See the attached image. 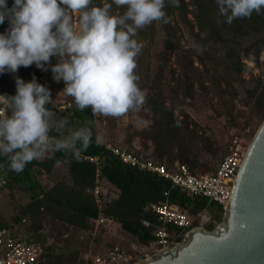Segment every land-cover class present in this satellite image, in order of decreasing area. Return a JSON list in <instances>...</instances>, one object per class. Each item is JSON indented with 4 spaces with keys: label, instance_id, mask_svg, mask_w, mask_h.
Instances as JSON below:
<instances>
[{
    "label": "trees",
    "instance_id": "16d2710c",
    "mask_svg": "<svg viewBox=\"0 0 264 264\" xmlns=\"http://www.w3.org/2000/svg\"><path fill=\"white\" fill-rule=\"evenodd\" d=\"M111 0H94L95 4L103 5ZM11 7L13 0H7ZM191 9H188L184 0H180L178 8L166 9L171 22L159 23V29L163 34V55L183 56L181 71L172 78L173 85L168 92H172L175 98H168L160 90V79L154 76L147 88L146 103L144 109L149 113V123L142 128L138 135L145 149L151 147V154L157 160L170 166L174 162L185 164L191 173L198 166L197 153L194 144L201 139L197 131V124L185 112L184 105L178 96L192 98L196 90L206 89L203 81L209 83V89L213 92H229L233 99L237 90L235 83L243 87L241 76L249 71L245 61L257 63L258 57L264 48V15L253 13L251 18L237 19L231 25L218 23L223 20L218 14L215 0H188ZM124 9L113 5L112 12L120 15ZM191 15L192 20H188ZM183 24L193 39V46L185 48L181 45ZM154 24L139 31V34L152 30ZM8 28L5 21L0 25V33ZM191 58L196 59L201 69L193 67ZM57 58H51L56 61ZM35 64L30 67H20L17 74H0V93L15 95V76H19L25 82H30L33 77L43 84L40 72L34 70ZM246 100H252V114L258 122L264 117V85H260L258 79H253L250 88L245 89ZM168 102V104H167ZM48 107L56 112L57 118L68 117V127L72 130L84 126L91 128L93 143L81 153L79 160L71 158L69 165L63 166L68 180H63L44 188L36 179L37 173H50L54 167V160L62 158L61 153H56L55 158L33 161L29 163L22 173L16 174L7 171L6 159L0 157L1 175L6 179L5 188L18 189L30 193V201L23 208L24 212L38 223V218L46 214L70 227L80 230H88L89 222L97 216V208L92 189L95 185V175L98 173V186L102 200L101 211L105 216H110L119 225L120 229L136 238L137 243L146 245L152 240L149 229L142 225V220H156V216L149 210L151 203H163L177 205L194 216L206 207V201L200 198H189L178 188L172 187L169 181L162 177L138 170L127 164H123L115 155L105 148V145L95 144V131L92 124V115L89 109L66 108L56 110L52 104ZM55 135V133H53ZM216 151H213L215 153ZM84 156L98 157V164L84 159ZM170 164V165H167ZM107 187L114 191L112 197L107 196ZM167 192V196H163ZM215 207L214 204L209 206ZM213 218L220 220V216L213 214ZM24 227L19 230L27 233V237L39 240L44 249L40 264H65L62 256H55L49 240H42L36 232L28 226L24 220H20ZM9 226L10 225H5ZM39 227V223L34 229ZM205 229H211L209 224ZM179 238L177 241H179ZM42 240V241H41ZM48 243V245H47ZM85 264H91L89 258Z\"/></svg>",
    "mask_w": 264,
    "mask_h": 264
},
{
    "label": "clouds",
    "instance_id": "9594fccd",
    "mask_svg": "<svg viewBox=\"0 0 264 264\" xmlns=\"http://www.w3.org/2000/svg\"><path fill=\"white\" fill-rule=\"evenodd\" d=\"M218 23L231 25L237 19L264 15V0H215ZM113 5L122 8L120 15ZM180 0H111L103 5L94 0H0V74H16L33 64L52 79L64 82L61 91L80 110L93 116L120 118L139 112L146 94L136 74L143 43L136 37L154 22L169 24L166 9L178 8ZM57 58L51 63V58ZM15 95H0V157L7 171L22 173L42 159H53L56 167L79 160L93 143L90 127H68V117L57 118L48 107L51 90L36 81L15 76ZM55 133V135H53ZM104 143L97 134L95 144ZM5 165H0L4 167Z\"/></svg>",
    "mask_w": 264,
    "mask_h": 264
},
{
    "label": "rangeland",
    "instance_id": "374dc122",
    "mask_svg": "<svg viewBox=\"0 0 264 264\" xmlns=\"http://www.w3.org/2000/svg\"><path fill=\"white\" fill-rule=\"evenodd\" d=\"M184 1L188 6L187 8L191 9L188 0ZM187 17L188 20H192L191 15ZM153 24L152 30H147L148 32L144 34H139L138 32L136 37L144 45L142 53L138 57V67L136 69V74L139 76V86L146 94L147 88L151 85L150 80L157 76L160 79L161 93L166 96V99L175 98L174 94L168 91L173 85L172 78L181 71L183 56L163 55V34L159 29V23L154 22ZM180 26L182 31L181 45L185 48L192 47V37L183 24L180 23ZM191 60L193 67L198 70L201 69L196 59L191 58ZM51 63L54 65L56 61H51ZM245 63L249 71L241 76L243 80L241 82L242 88L237 83L234 84L237 90L235 99L232 98L229 92H213L212 89H209L207 81H203L206 89L198 90L197 85H195L196 90L192 98L178 96L184 105L185 112L197 124V131L201 137L194 144V151L197 153L199 162L198 166L194 168V174L212 172L218 161L226 154L230 138L233 135H244L250 141L263 120L258 122L257 118L252 114V100L247 103L244 102L246 100L245 89L251 87L253 79H258L260 85H264V48L259 54L257 63L250 61H245ZM34 70L40 72L43 85L51 90L53 99L51 104L56 110L77 109L72 98L65 96L61 92L65 87L64 82L60 81L57 83L52 79L53 74L50 66L47 71L41 70L36 66H34ZM89 110L91 112V109ZM92 120L95 134L104 137L103 144H118L159 162L151 154L150 146L147 149L143 147L138 135V132L149 123V113L144 108L139 112H129L120 118L92 115ZM213 151L216 152L213 153ZM160 162L166 165L165 162ZM35 176L37 181L46 189L63 180H68L63 166H55L50 173L41 172ZM103 189L107 190V187H103ZM113 195L114 191L108 189L107 196L110 198ZM29 201L30 193L26 191L9 190L7 188L1 190L0 226L10 225L15 231L27 236L26 232L19 231L24 227L22 224H25L20 220L24 219L33 232L38 234L40 239L49 240L52 243L50 246L51 252L55 256H62L65 264H85L86 258L90 259L103 254L107 249L113 247L133 253L140 246L136 238L123 232L115 221L97 226L94 222H89V229L83 231L42 214L38 218L39 227L34 229L38 223L33 222L23 210ZM198 214L203 215L206 221L203 224L200 223V225L196 219L193 226L203 225L205 228L210 224L211 229L221 222L223 217V212L217 211L215 207H205L196 215ZM213 214L219 215L220 220L214 219Z\"/></svg>",
    "mask_w": 264,
    "mask_h": 264
},
{
    "label": "built area",
    "instance_id": "2783aa9c",
    "mask_svg": "<svg viewBox=\"0 0 264 264\" xmlns=\"http://www.w3.org/2000/svg\"><path fill=\"white\" fill-rule=\"evenodd\" d=\"M0 95H4L0 93ZM249 140L244 135H233L227 147L226 154L218 161L214 170L205 174H194L185 164L174 162L170 166L129 150L118 144L106 143L105 148L115 155L123 164L138 170L156 174L169 181L172 187L178 188L189 198H200L206 201V208L214 204L217 211L223 212L235 175L244 159ZM89 162L98 164V157L84 156ZM6 186V179L0 172V191ZM97 208V216L92 222L97 225L109 224L114 221L101 211L102 200L98 186V173L95 175V185L92 189ZM167 196V192H163ZM149 210L156 216L155 221L144 219L142 225L149 229L152 240L146 245H140L133 253H128L118 247L107 249L103 254L91 257V264H133L138 260L147 259L157 251L176 244L187 230L194 227V221L205 223L203 215L190 216L185 210L166 201L151 203ZM209 219V218H208ZM200 224V225H201ZM203 226V225H202ZM44 249L36 238L14 230L9 226H0V264H40Z\"/></svg>",
    "mask_w": 264,
    "mask_h": 264
},
{
    "label": "water",
    "instance_id": "95a60500",
    "mask_svg": "<svg viewBox=\"0 0 264 264\" xmlns=\"http://www.w3.org/2000/svg\"><path fill=\"white\" fill-rule=\"evenodd\" d=\"M133 264H264V118L249 141L221 222Z\"/></svg>",
    "mask_w": 264,
    "mask_h": 264
}]
</instances>
